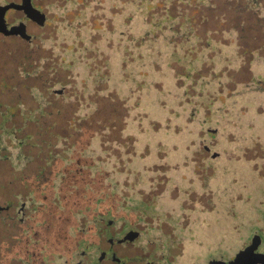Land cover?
I'll list each match as a JSON object with an SVG mask.
<instances>
[{
  "label": "rangeland",
  "instance_id": "1",
  "mask_svg": "<svg viewBox=\"0 0 264 264\" xmlns=\"http://www.w3.org/2000/svg\"><path fill=\"white\" fill-rule=\"evenodd\" d=\"M39 5L47 20L27 28L40 40L32 55L26 49V71H41L26 79L27 127L42 132L32 143L52 145L58 174L54 190L42 184V221L61 220L71 202H93L109 182L199 222L226 195L235 218L261 215L264 91L255 79L264 71V0H172L176 33L148 31L161 0ZM48 72L61 93L43 87ZM203 143L220 155L205 154ZM48 224L42 239L55 234Z\"/></svg>",
  "mask_w": 264,
  "mask_h": 264
},
{
  "label": "flooded vegetation",
  "instance_id": "2",
  "mask_svg": "<svg viewBox=\"0 0 264 264\" xmlns=\"http://www.w3.org/2000/svg\"><path fill=\"white\" fill-rule=\"evenodd\" d=\"M39 1L0 0V264H30L33 257L26 247L33 248L35 264H264V185L259 216L247 209L235 218L237 207L226 195L231 207H211L207 211L215 216L204 215L199 222L195 215L184 217L171 207L158 206L160 202L142 200L138 192L129 193V186L121 190L109 182L111 188H103L93 202H71L61 220L51 213V221H42V184L54 190L58 174L52 145L32 143V136L42 132L27 127L34 112H26V79L41 72L26 71V49L33 48L28 51L32 55L40 40L27 28L30 23L42 27L28 16L27 8L43 12L46 21ZM50 75L42 74L43 87L57 92V76ZM255 84L264 91V71ZM203 149L211 158L220 155L209 143H203ZM241 200L247 208L248 199ZM227 222L230 228H225ZM241 222L246 223L244 234ZM46 224L55 234L42 239L41 226Z\"/></svg>",
  "mask_w": 264,
  "mask_h": 264
},
{
  "label": "trees",
  "instance_id": "3",
  "mask_svg": "<svg viewBox=\"0 0 264 264\" xmlns=\"http://www.w3.org/2000/svg\"><path fill=\"white\" fill-rule=\"evenodd\" d=\"M151 2L152 0H139V6H143L146 7V5L148 4V2ZM172 0H161L162 4L164 3V8L162 9L160 7L159 11V17H156L153 20V22L150 23V29L148 31H154V30H159V31H166L168 29L169 32L172 33H176L177 31L172 27V22L177 18V16L172 15L167 7L166 4H168V2H171ZM179 1V0H177ZM181 1V0H180ZM158 14V13H157ZM125 25V23H123ZM146 31V32H148ZM112 33V32H111ZM166 39V37H164Z\"/></svg>",
  "mask_w": 264,
  "mask_h": 264
},
{
  "label": "water",
  "instance_id": "4",
  "mask_svg": "<svg viewBox=\"0 0 264 264\" xmlns=\"http://www.w3.org/2000/svg\"><path fill=\"white\" fill-rule=\"evenodd\" d=\"M28 16L33 19L38 25L43 26L45 23V14L37 8L29 6L27 8ZM28 36V35H27ZM57 93H61V90H57ZM217 156V153H213L212 157Z\"/></svg>",
  "mask_w": 264,
  "mask_h": 264
}]
</instances>
